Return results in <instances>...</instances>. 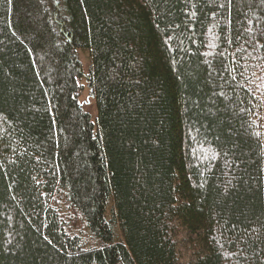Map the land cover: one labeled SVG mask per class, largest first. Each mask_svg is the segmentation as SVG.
Masks as SVG:
<instances>
[{
	"label": "trees",
	"instance_id": "1",
	"mask_svg": "<svg viewBox=\"0 0 264 264\" xmlns=\"http://www.w3.org/2000/svg\"><path fill=\"white\" fill-rule=\"evenodd\" d=\"M0 264H264V0H0Z\"/></svg>",
	"mask_w": 264,
	"mask_h": 264
},
{
	"label": "rangeland",
	"instance_id": "2",
	"mask_svg": "<svg viewBox=\"0 0 264 264\" xmlns=\"http://www.w3.org/2000/svg\"><path fill=\"white\" fill-rule=\"evenodd\" d=\"M78 56H79V59L82 65L83 72L87 73L88 65H89L88 55L82 50H79ZM81 84L83 85V90L81 91L80 96H79V103L81 105L82 110L85 113L89 114L91 121L95 123L96 108H95L94 100L92 99V96L90 95L89 88L86 86V82L81 81Z\"/></svg>",
	"mask_w": 264,
	"mask_h": 264
}]
</instances>
